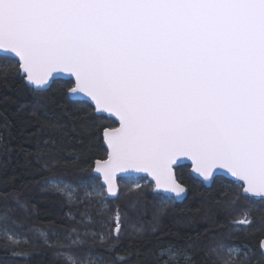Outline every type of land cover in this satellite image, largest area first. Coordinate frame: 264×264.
Wrapping results in <instances>:
<instances>
[{
  "label": "snow or ice",
  "instance_id": "6c2138e0",
  "mask_svg": "<svg viewBox=\"0 0 264 264\" xmlns=\"http://www.w3.org/2000/svg\"><path fill=\"white\" fill-rule=\"evenodd\" d=\"M0 85L9 264L41 250L51 264H264V0H0ZM185 167L230 195L213 200L226 223L210 210L203 231L165 224L194 191ZM25 176L65 222L28 223Z\"/></svg>",
  "mask_w": 264,
  "mask_h": 264
},
{
  "label": "trees",
  "instance_id": "16d2710c",
  "mask_svg": "<svg viewBox=\"0 0 264 264\" xmlns=\"http://www.w3.org/2000/svg\"><path fill=\"white\" fill-rule=\"evenodd\" d=\"M8 94L12 95V93L5 89L3 85H0V96ZM19 143V136L13 141V144ZM103 143H102V134H101V143H100V151L99 155H103ZM18 160H22L21 157H18L16 153L12 154L11 161L9 162L7 174L11 175L13 173H19L21 169L17 166ZM180 173L184 176V179L189 180L190 183L193 184L194 191L189 195L188 199L173 206L172 209L169 210V216L165 219V224L169 227L175 228V221L181 219H191L192 223L186 227L184 230L187 232H192L196 229L203 231L209 225L208 223L202 219L206 214L211 212H215L218 214V218L223 222H227L224 220L222 214H220V209L217 208L213 200L215 199H229L230 195L226 196L223 192L219 190V184L216 186H211L209 188L203 187L199 181L194 180L189 174V167H185L180 170ZM79 173H73L69 170V179H77ZM17 187L23 198H30L35 203L36 207L33 211V215L28 223L32 221H36L39 224L47 225L51 222L62 223L64 221L65 213L67 212L66 208L61 207L59 198L54 193H46L43 196H38V185L31 177H21L20 180L17 181ZM11 205V201H9ZM199 209V211H197ZM13 215L16 217H22V213L16 212ZM253 215L257 217V225L259 226V212H254ZM226 229H217L215 232L209 231L205 240L207 242H211V238L215 236H219L221 233L225 232ZM260 233L251 232L244 233L241 232L236 237V240L240 244H248L250 247L258 249L259 241H260ZM129 244L128 239H125L124 246ZM12 260L9 254H6L3 249H0V264H9ZM33 264H38V262H43V264H51L52 256L50 253H47L44 250L37 251L33 253L32 256ZM16 264H19L17 261ZM129 264H147V257L145 255H131L129 257Z\"/></svg>",
  "mask_w": 264,
  "mask_h": 264
},
{
  "label": "water",
  "instance_id": "95a60500",
  "mask_svg": "<svg viewBox=\"0 0 264 264\" xmlns=\"http://www.w3.org/2000/svg\"><path fill=\"white\" fill-rule=\"evenodd\" d=\"M102 143H103V141H102ZM103 147H104V145H103ZM188 164L190 165V161L188 162ZM189 174H190V176H191L194 180L198 181V180L196 179L197 174L192 173L190 167H189ZM203 187H205V188H209V186H206V185H204Z\"/></svg>",
  "mask_w": 264,
  "mask_h": 264
},
{
  "label": "flooded vegetation",
  "instance_id": "af4514ba",
  "mask_svg": "<svg viewBox=\"0 0 264 264\" xmlns=\"http://www.w3.org/2000/svg\"><path fill=\"white\" fill-rule=\"evenodd\" d=\"M258 247H259V245H258Z\"/></svg>",
  "mask_w": 264,
  "mask_h": 264
}]
</instances>
